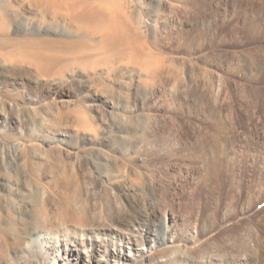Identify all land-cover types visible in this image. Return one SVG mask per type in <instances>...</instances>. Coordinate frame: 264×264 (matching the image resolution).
<instances>
[{"label":"rangeland","instance_id":"obj_1","mask_svg":"<svg viewBox=\"0 0 264 264\" xmlns=\"http://www.w3.org/2000/svg\"><path fill=\"white\" fill-rule=\"evenodd\" d=\"M58 1L0 0V264H264V0Z\"/></svg>","mask_w":264,"mask_h":264},{"label":"bare ground","instance_id":"obj_2","mask_svg":"<svg viewBox=\"0 0 264 264\" xmlns=\"http://www.w3.org/2000/svg\"><path fill=\"white\" fill-rule=\"evenodd\" d=\"M53 1V0H52ZM56 1V0H55ZM35 2V1H34ZM39 1H37L36 3H38ZM41 5V4H40ZM47 6H50V4L49 3H47ZM51 6H53V16L54 17H59V16H64L65 17V19L66 18H70V19H72V22H73V24H77V25H80L81 27H83V28H85L86 30L85 31H92V32H95V34L97 35H99V34H101V35H104V36H101V37H103L104 38V40L102 41L103 42V44H105V45H108V46H113L114 44H118L119 45V43H121V41H122V39H123V37H121L122 35V32L121 31H123L122 29L124 28H122L121 29V27H120V25H118L116 22H112L110 25L108 24V22H106V14L104 13V11L100 8V7H97L95 4H93V3H86V2H82V1H80V0H78V1H73V0H71V1H62V0H60V1H58V2H55L54 4H52ZM33 7V6H32ZM42 8V7H41ZM42 10V9H41ZM45 10V9H44ZM47 10V9H46ZM40 11V10H39ZM2 18V17H1ZM17 18V17H16ZM5 19H6V17H5ZM2 20H3V18H2ZM112 20V19H111ZM115 20V19H114ZM114 20H112V21H114ZM71 21V20H70ZM4 22H6V21H4ZM6 23H9V20H8V22H6ZM106 24V26H107V30L105 29L104 30V32L102 31V27H103V25H105ZM1 25H2V23H1ZM3 26H4V23H3ZM2 26V27H3ZM7 26V25H6ZM80 28V27H79ZM3 29H4V27H3ZM74 30V29H73ZM125 30V29H124ZM30 32V31H29ZM77 32V31H76ZM92 32H90V33H92ZM125 32V31H124ZM27 33V32H26ZM67 34V33H66ZM94 34V35H95ZM63 35V34H62ZM82 35V34H81ZM124 35V34H123ZM60 36V35H59ZM79 37V36H78ZM43 38V37H42ZM81 38V37H80ZM34 39V38H33ZM36 39V38H35ZM72 39V38H71ZM75 39H76V37H75ZM125 39V38H124ZM80 40V39H79ZM86 40V39H85ZM48 41H50V40H48ZM67 41V40H66ZM71 41V40H70ZM90 41V40H89ZM39 42H43V39H42V41H40L39 40ZM39 42H36V44H39ZM32 43V42H31ZM47 42H45V45H47L46 44ZM33 44H35V40H34V43ZM33 44H31V46L33 45ZM123 44V43H122ZM41 45V44H40ZM37 46H39V45H37ZM42 46V45H41ZM41 46H39V47H41ZM104 46V45H103ZM34 47V46H33ZM32 47V49H34ZM121 47V46H120ZM116 49V48H115ZM28 50V52L26 51L25 53L28 55H26L25 53H24V56L26 57V61H29V60H31V62L35 65H37V66H39V68L42 66V67H44V65L46 66V65H53V64H55V63H53V64H51V58L49 59V58H47V54H46V57L43 55V54H40L39 52V54H37L36 52V54L35 55H33V56H31L30 57V55L29 54H31L30 53V50H29V48L27 49ZM35 50V49H34ZM40 50V49H39ZM42 50V49H41ZM40 50V51H41ZM44 50L46 51V49L44 48ZM128 50V49H127ZM130 50V49H129ZM32 51V50H31ZM24 52V51H23ZM42 52V51H41ZM69 52V51H68ZM77 52V51H76ZM126 52V51H125ZM34 52H32V54H33ZM73 53V52H72ZM19 54V53H18ZM31 54V55H32ZM128 54H130V53H128ZM133 54V53H132ZM74 55V54H73ZM27 57H29V60H28V58ZM50 57V56H49ZM90 57V56H89ZM82 58V57H81ZM145 58V57H144ZM23 59H24V57H23ZM25 61V62H26ZM78 62V61H77ZM81 62H82V60H81ZM100 62V61H99ZM101 62H102V60H101ZM74 63V62H73ZM137 63V62H136ZM85 66V65H84ZM40 68V70L38 69V71H43V70H41V69H43V68ZM54 67V66H53ZM48 68H50V66L48 67ZM47 70H45V72H46ZM44 72V73H45ZM81 117V116H80ZM71 146V145H70ZM51 149V148H50ZM52 150V149H51ZM95 150V149H94ZM97 150V149H96ZM92 151V150H91ZM44 154H46V153H44ZM51 154H52V152H51ZM55 154V153H54ZM100 154V153H99ZM102 155V154H101ZM52 157V156H51ZM95 157V156H94ZM93 159V158H92ZM96 159V158H95ZM56 162V161H55ZM45 163L46 162H44V165H45ZM54 163V162H53ZM60 163H62L61 161H60ZM64 163H66V162H64ZM100 163V162H99ZM98 163V164H99ZM51 164V163H50ZM97 164V165H98ZM109 164V163H108ZM111 164V163H110ZM47 166H49V167H47L46 168V166H45V168H44V170L42 169H40L39 171H44V173L42 172L41 174H45V172L47 171V170H49V172H51L54 176L56 175V174H59V175H62V173L64 172V171H66L67 170V166L66 165H60V164H52V165H48V164H46ZM112 165V164H111ZM111 165H109V166H111ZM41 165H39V167H40ZM72 166V165H71ZM100 166H103V165H100ZM107 166V165H106ZM70 167V166H69ZM98 167V166H97ZM42 168V167H41ZM76 168V167H75ZM109 168V167H108ZM111 168V167H110ZM114 168V167H113ZM113 168H111V169H113ZM28 169V168H27ZM39 169V168H38ZM95 169H96V167H95ZM46 170V171H45ZM105 170V169H104ZM19 171H21V170H19ZM30 171H32L31 169H30ZM48 172V171H47ZM46 172V173H47ZM67 172V171H66ZM72 172V171H71ZM32 173H33V171H32ZM78 173H80V172H78ZM107 173H109V172H107ZM23 174V173H22ZM73 174H71V176H72ZM41 176V175H40ZM67 176V177H66ZM20 177V176H19ZM57 177H59V176H57ZM34 178V177H33ZM56 178V177H55ZM67 179V178H69V176L67 175V173H66V175L64 174L63 175V179ZM20 179V178H19ZM64 179V180H65ZM58 180V179H57ZM38 181V180H37ZM75 181V180H74ZM1 182V181H0ZM55 182H56V180H55ZM59 183L61 182V181H58ZM62 182H65V181H62ZM61 182V183H62ZM69 182H73V181H69ZM17 183V182H16ZM57 183V182H56ZM59 183H58V185H59ZM3 184H4V182H3ZM40 184V183H39ZM38 184V185H39ZM64 185V184H63ZM63 185H62V187H63ZM70 185V184H69ZM53 186V185H52ZM10 187V186H9ZM8 187V188H9ZM39 187V186H38ZM56 187V186H55ZM42 187H40V189H41ZM44 188H47V187H45L44 186ZM50 188V187H49ZM11 189V188H10ZM68 189V188H67ZM13 190V189H12ZM65 190V189H64ZM33 191H34V189H33ZM36 191V190H35ZM23 192V191H22ZM38 192H40V190H38ZM43 192V191H42ZM41 192V193H42ZM48 192V191H47ZM53 192V191H52ZM61 192V191H60ZM25 193V192H24ZM40 193V194H41ZM43 193H45V192H43ZM7 194V193H6ZM37 194V193H36ZM40 194L38 195V196H40ZM48 194H50V192L48 193ZM16 195V194H15ZM26 195H27V193H26ZM32 195V194H31ZM33 195H34V192H33ZM47 194H45L44 196H46ZM42 196V195H41ZM31 197V196H30ZM35 197H36V195H35ZM75 197V196H74ZM112 198V197H111ZM153 198V197H152ZM1 199V198H0ZM26 199V198H25ZM37 199V198H36ZM44 199V198H43ZM48 199V198H47ZM13 200V199H12ZM11 200V201H12ZM23 200V199H22ZM63 201H64V199H63ZM65 201H67L68 203H69V207H68V209H65V208H62V210H61V212H60V219L64 222H66V221H70V223H71V221H75L76 223H79V224H85L86 225V223L87 222H89L90 221V219L87 217V213H86V209H82V207L80 208V207H78V206H76L75 205V203L72 201V196H67L66 195V199H65ZM17 202V201H16ZM59 202V201H58ZM1 203V202H0ZM14 203V202H13ZM63 203V202H62ZM78 203H79V201H78ZM81 203V202H80ZM98 203V202H97ZM64 204H65V202L63 203V207H65L64 206ZM66 205V204H65ZM78 205H80V204H78ZM110 205V204H109ZM7 206H8V204H7ZM26 206V205H25ZM68 206V205H67ZM81 206V205H80ZM111 206V205H110ZM42 207V206H41ZM48 207V206H47ZM29 208V207H28ZM46 208V207H45ZM49 208V207H48ZM44 209V208H43ZM30 210V209H29ZM33 210V209H32ZM59 210V211H60ZM34 213V212H33ZM44 213V212H43ZM42 213V214H43ZM86 213V214H85ZM109 214H111V213H109ZM36 215V214H35ZM45 215V213L43 214V216ZM37 216H38V214H37ZM42 216V215H41ZM40 216V217H41ZM42 216V217H43ZM46 216V215H45ZM57 216V215H56ZM2 217V216H1ZM36 218V217H35ZM41 219V218H40ZM39 218H38V220H40ZM42 219H44V218H42ZM4 220V219H3ZM16 221V220H15ZM42 221V220H41ZM44 221H46V219L44 220ZM50 221V220H49ZM92 221V220H91ZM133 222V225L134 226H141V227H147V226H150V222L148 221V220H146L145 218H142V217H137L136 218V220L135 221H132ZM154 222V221H153ZM97 229H99V228H97V227H95V228H90V230H92L93 232L94 231H96ZM102 229V228H101ZM91 231V232H92ZM41 235V234H40ZM96 235V234H95ZM152 235V234H151ZM115 236H117V235H115ZM133 236V235H132ZM134 236H136V235H134ZM164 239V240H166V238H167V235H166V233L164 234V235H162V237H159V236H156V237H154L153 238V241L155 242V243H158L159 242V240L160 239ZM26 239V238H25ZM122 239V238H121ZM123 240H126V238H123ZM128 240H129V242L130 241H133L134 239L133 238H129L128 237ZM151 240V239H150ZM24 242V241H23ZM134 243V242H133ZM140 243V242H139ZM79 245H80V243H79ZM81 245H83L82 243H81ZM88 245V244H87ZM99 245V244H98ZM76 246H78V245H76ZM102 246V245H101ZM82 251V250H81ZM219 254V253H218ZM106 256H112V257H114L116 260H122V258H123V255H121L120 253H116V252H109V253H107L106 254ZM216 257V256H215ZM227 258V257H226ZM82 259V258H81ZM157 263V262H156ZM78 264V263H77ZM107 264H109L108 262H107ZM114 264H118V263H114ZM122 264V263H121Z\"/></svg>","mask_w":264,"mask_h":264}]
</instances>
